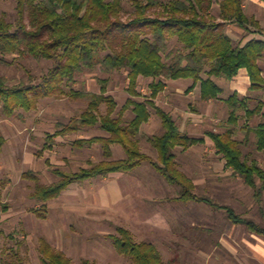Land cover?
<instances>
[{"label":"trees","instance_id":"1","mask_svg":"<svg viewBox=\"0 0 264 264\" xmlns=\"http://www.w3.org/2000/svg\"><path fill=\"white\" fill-rule=\"evenodd\" d=\"M15 1L17 23L0 16V63H10L7 56L19 53L51 60L54 66L37 84H11L7 76L0 75V104L8 116L21 109H37L40 100L47 96L66 95L65 86L74 82L79 73L94 69L98 63L107 72L128 71L129 79L127 91L130 96L118 115H115L118 102L108 90L109 77L100 79L99 93H76L91 98L88 107L50 134L44 148L52 146L55 136H67L86 127L99 126L106 135L78 138L73 144L83 148L98 143L104 159L71 173L53 169L58 179L49 184L41 183L34 171L25 173L24 177L36 181L31 197L41 203L33 209L39 217L46 218L48 203L60 197L73 183L131 172L144 161H150L167 182L181 187L180 196L175 200L207 203L223 209L232 223L244 225L250 232L264 236V224L241 216L231 206L217 204L211 198L195 193L196 184L181 168L175 149H189L203 143L205 138L183 132L173 114L157 102L167 81L178 79H191L193 84L189 90L200 85L202 100H220L223 87L217 81L232 80L244 68L250 76V90L264 88L260 64L264 58V27L255 16L248 15L244 0H131L134 11L127 20L123 14L125 0ZM215 3L219 4L218 15L214 13ZM228 23L237 24L247 34L259 36L246 42L237 41L228 33ZM173 41L178 46L172 47ZM140 77L154 79L148 96L138 90ZM250 99L251 96H241L237 92L226 98L229 117L225 121V131H208L207 136L213 141L216 153L226 161L225 167L241 177L261 201L264 167L256 159L245 157L242 143L236 138L241 113L248 121L262 112V100L252 108ZM103 104L107 106L105 113L101 112ZM128 110L134 117L125 123ZM152 110L161 118L164 129L150 137L158 154L156 160L142 150L139 138L143 124L152 117ZM255 132L257 148L264 151V123H260ZM6 142L0 133V156ZM114 144L123 147L126 157H113ZM8 209L0 190V237L4 235L1 212ZM262 214L264 216V206ZM111 238L116 250L135 264H168L155 244L137 242L127 228L118 227V233ZM39 252L43 264H73L63 251L55 249L45 238L40 241ZM2 262L24 264V258L19 250H13ZM83 264L96 263L84 259Z\"/></svg>","mask_w":264,"mask_h":264},{"label":"rangeland","instance_id":"2","mask_svg":"<svg viewBox=\"0 0 264 264\" xmlns=\"http://www.w3.org/2000/svg\"><path fill=\"white\" fill-rule=\"evenodd\" d=\"M244 5L248 15L255 16L264 27V0H244ZM133 11L131 0H125L124 19L127 20ZM214 13L219 14L218 3H215ZM3 15L10 22L17 23L15 0H0V16ZM232 26L235 25H226L228 32L234 33ZM238 35H235L236 38ZM254 36L259 35L246 33L242 41L246 42ZM174 46H178L175 41L172 42ZM6 59L10 63H0V75L7 76L11 84H37L54 66L51 60L19 53L8 55ZM260 64L264 70V58ZM106 77L110 78L109 93L118 102L115 113L118 115L130 96L127 91L128 71L107 72L101 63L92 70L79 73L74 82L65 86L66 95L47 96L40 100L35 110L21 109L8 116L0 104V133L7 140L0 156V190L2 200L9 205L7 212H1L4 235L0 237V264H3V259L9 258L13 250L21 252L24 264H43L39 252L42 238L55 249L63 251L73 264H83L84 259L96 264H135L114 246L111 235L118 233V227L130 230L137 242L155 244L168 264H264V237L250 232L244 225L232 223L223 209L207 203L175 200L180 196L181 187L167 182L150 161H144L135 170L116 178L119 180L118 189L124 196L119 202L107 204L104 198L109 191L108 181L94 177L73 183L60 197L51 200L46 218L33 211L41 203L31 197L36 181L24 177L25 173L34 171L41 183L49 184L58 179L53 169L71 173L104 159L98 143L83 148L73 144L78 138L106 135L99 126L86 127L67 136H55L50 148L45 149L44 146L48 136L61 124H68L88 107L91 98L76 93L101 92L100 79ZM153 80L140 77L138 90L143 95H150ZM191 83V79L167 81L169 89L161 93V102L167 105L179 88L185 93L176 96L178 110L188 107L190 113L194 112V108L200 111L202 103L198 94L190 95L186 91ZM220 84L224 90L222 99L232 94L230 81L220 79ZM248 94L254 98L250 103L252 107L264 98V91H249ZM222 99L206 107V115L199 117L202 122H195L186 129L198 134H206L208 130L225 131L229 109ZM106 109V104H103L101 112L105 113ZM241 114L244 115L243 112ZM133 117V112L128 110L125 123ZM261 121H264V114L253 119L252 125L256 126ZM240 124H245L244 116ZM163 131L161 118L152 110V119L142 127L139 138L142 150L153 159L157 157L150 137ZM236 138L242 143L245 157L259 160L264 167V153L257 151L254 136L239 129ZM208 140L204 148L188 151L179 148L176 152L181 168L196 184L195 193L209 197L217 204L231 206L241 216L264 224V196L258 201L254 190L225 167L224 159ZM112 147L115 159L126 157L121 145L114 144ZM109 194L112 200L114 197Z\"/></svg>","mask_w":264,"mask_h":264},{"label":"crops","instance_id":"3","mask_svg":"<svg viewBox=\"0 0 264 264\" xmlns=\"http://www.w3.org/2000/svg\"><path fill=\"white\" fill-rule=\"evenodd\" d=\"M232 25H233V23H232ZM235 26H232V29H233V32L234 33H231V32H228L235 40H237V41H242L243 40V38L246 36V31L242 28V27H240V26H238L237 24H234ZM241 29H243V30H241ZM228 31V30H227ZM238 31H240V32H238ZM243 32H244V34H243ZM237 34H239L238 35V37L236 38V36L235 35H237ZM250 39V38H249ZM262 67V66H261ZM263 75H264V70H263ZM225 80V79H224ZM228 81H230V84H231V87L233 88V92H232V94L234 93V92H237V93H239L241 96H247V95H249L248 94V92L249 91H251L250 90V85H251V80H250V76L248 75V71L244 68V69H241L240 71H239V73H238V75L237 76H235L232 80H228ZM218 82V84L219 85H221L220 84V80H218L217 81ZM193 84V82L190 84V86ZM189 86V87H190ZM222 86V85H221ZM189 87H187V89H186V91H188L189 92V94L191 95V94H193V93H197L198 94V100H200L201 101V103H202V107L200 108V111H198L197 112V109H193V113H190L189 111H188V107H184V108H181V110H178L179 109V105H178V103H176L177 102V100H178V98L176 97L177 95H179L180 93H185V92H183L182 90H180L179 88H177L176 89V91H175V93H173L172 94V96H174V99H169V102H168V104L167 105H164L162 102H161V97H162V94L160 93L159 94V96H158V99H157V102H158V104L159 105H161L162 107H164L166 110H168V111H170L172 114H173V116H174V118L178 121V123L180 124V127H181V130L183 131V132H185V133H188L189 135H192V136H196V137H199V138H205V141L203 142V143H200V144H197V145H194V146H192L191 148H189V149H196V148H204V146L206 145V144H208L209 143V140H208V138L211 140V138L210 137H208L207 136V132L209 131H206V134H198V133H196V132H194V131H191V130H189V129H186L187 127H189V126H192V125H194L195 124V122H197V123H199V122H202L203 121V119H199V117H203V116H205L206 115V107L207 106H209V105H211V103L213 102V101H215V100H211V101H205V100H202L201 99V88H200V85H197L196 87H194L193 89H190L189 90ZM223 87V86H222ZM169 89V87H168V84H167V86H166V89L163 91V93L164 92H166L167 90ZM248 91V92H247ZM260 91H264V88L262 89V90H259V91H254V92H260ZM223 92H224V90H223ZM223 94V93H222ZM232 94H230V95H232ZM229 95V96H230ZM228 96V97H229ZM249 96H251V95H249ZM222 97V96H221ZM228 97H226V98H228ZM226 98H221L225 103H226V101H225V99ZM254 100V98H253V96H251V99H250V101H249V103H251L252 101ZM260 101V99L257 101V104H258V102ZM262 102H263V109H262V112H261V114H259V115H257V116H255L253 119L255 120L256 118H261L262 117V115L264 114V98L262 99ZM257 104L255 105V106H257ZM227 105V104H226ZM251 105V104H250ZM189 106V105H188ZM254 106V107H255ZM252 107V106H251ZM253 108V107H252ZM229 109V108H228ZM197 112V116L195 117V113ZM215 116H217L216 114H215ZM243 117V115L241 114V118ZM241 118H240V120H241ZM151 119H152V117H151ZM151 119H150V121H151ZM182 119V120H181ZM244 119H245V124L244 125H241L240 124V121H239V125H238V128L239 129H243V130H245V131H247V133H250V134H252L253 136H254V138H253V143L255 144V147H256V149H257V151L258 152H262V153H264V151H260V150H258V148H257V140H258V137H257V134H256V132H255V128L260 124V123H264V121H261V122H259L256 126H254V125H252L253 123H252V120L253 119H251V120H248L247 121V118H245L244 117ZM182 121V122H180V121ZM149 121V122H150ZM149 122H147V123H149ZM147 123H145V124H147ZM145 124H143V126L145 125ZM142 126V127H143ZM142 129V128H141ZM245 138L247 139V134L245 135ZM212 141V140H211ZM247 141V140H246ZM212 144H213V141H212ZM213 146H214V144H213ZM180 147H177L176 149H175V151L177 152V149H179ZM181 150H184V151H188L189 149H183V148H180ZM114 151V150H113ZM156 153V157L158 158V154H157V151L155 152ZM177 154V153H176ZM156 158V159H157ZM155 159V160H156ZM177 159H178V156H177ZM179 161V160H178ZM225 161V160H224ZM260 164H262L259 160H257ZM180 163V162H179ZM225 164H226V161H225ZM121 175H123V172L122 173H115V174H111V175H109V176H106V177H102L104 180H107L108 182V184H107V187H109V191L107 190L106 191V194H107V197L106 198H104V200L105 201H107V204H109V205H111V202H114V201H117V202H119V201H121L123 198H124V196H122L121 195V193H120V191H119V180L117 179L116 180V178L118 177H122ZM104 183H106V181H104ZM105 189H107L106 188V185H105V187H104ZM109 192L110 193H112V195H113V199L111 200V198H110V194H109ZM260 236V235H259ZM261 237H264V236H261Z\"/></svg>","mask_w":264,"mask_h":264}]
</instances>
